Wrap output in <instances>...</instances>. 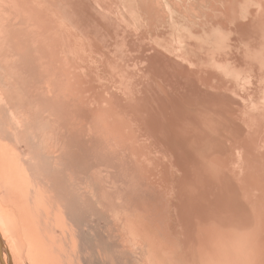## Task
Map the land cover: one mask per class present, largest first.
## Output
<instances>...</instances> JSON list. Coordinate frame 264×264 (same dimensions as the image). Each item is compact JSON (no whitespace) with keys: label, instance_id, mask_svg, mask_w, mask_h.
<instances>
[{"label":"bare ground","instance_id":"obj_1","mask_svg":"<svg viewBox=\"0 0 264 264\" xmlns=\"http://www.w3.org/2000/svg\"><path fill=\"white\" fill-rule=\"evenodd\" d=\"M32 1L46 26L62 35L65 49L74 48L80 56L91 53L92 59L108 73L116 85V96L112 98L116 112L124 116L129 109L137 126L181 169V176L176 180L174 211L182 246L172 253L179 264H264V0H253L242 8L235 1L228 12L234 23L232 27L227 23L230 31L225 38L218 29L212 44L214 54L203 47L206 43L196 39L187 41L185 33L177 29L165 33L171 45L145 42L142 29L135 26L136 18L158 13L161 7L155 4L156 0ZM193 2L178 0L177 16L194 10ZM161 12L163 17H168V13ZM195 12L189 13L191 18H195ZM169 18L175 19L173 14ZM8 42L11 40L6 37L0 46ZM127 43L132 45L127 47ZM136 43L150 47L135 55L129 49L136 47ZM138 55L146 61L138 60ZM153 58L162 61L154 63ZM87 60L90 59L87 57ZM65 64L70 79L79 74L83 81L90 83L87 64L82 63L85 66L82 67L78 59L67 57ZM171 72L181 75L172 87L182 89L181 93L177 92V98L149 86L160 78L169 84ZM46 81L48 91L42 96L46 107H39L34 113V117L47 118L44 131L36 132L34 127L23 125V105L19 104L16 133L10 136L0 133V236L6 249L4 260L7 263L10 258L13 264L14 256L17 262L27 264H62L63 260L65 264H85L81 252L82 247L86 248L87 237L68 235L67 231L72 218L78 225L73 232L82 231L86 205L87 210L94 208L88 193L92 192L95 198L99 193L97 186L92 183L93 190L87 184L90 159L95 167L116 169L118 175L106 176L110 182L133 180V177H129L124 165L127 164L125 154L119 157L121 148L124 149L122 145L114 144L115 155L111 159L110 153L101 146L99 151L93 149L95 140L91 145L76 143L68 128L63 129L69 123H54V74L46 76ZM199 95L207 103L195 112L194 103ZM182 96L191 101L186 107L188 111L178 102ZM118 121L116 118L115 122ZM123 127L125 121L116 123L112 129L126 136ZM214 137L225 140L218 146L221 151L216 161ZM230 148L236 152L233 160L227 153ZM27 155L34 160L25 162ZM232 167L247 170V203L242 214L240 206L235 207L234 213L230 205L232 199L240 198L238 194L234 196L238 175L231 177ZM117 189L120 192L119 186ZM240 219L246 252L244 263L241 259L240 263L236 261L238 255L229 239L236 227L235 220ZM44 225L49 226L50 236L45 233ZM127 229L133 241L134 229L130 224ZM220 235L228 238L220 239ZM147 241L149 264H164L160 248L164 245L157 244L152 237ZM57 246H65L61 257ZM100 256L99 249L97 257L90 256L87 264H123L120 253H108L104 259ZM125 264H131L130 260L126 258Z\"/></svg>","mask_w":264,"mask_h":264},{"label":"rangeland","instance_id":"obj_2","mask_svg":"<svg viewBox=\"0 0 264 264\" xmlns=\"http://www.w3.org/2000/svg\"><path fill=\"white\" fill-rule=\"evenodd\" d=\"M156 1V5H161H157L161 7L160 11L142 15V18L135 16V26L139 30L142 29V37L146 39L145 42L149 43L150 41L157 46L171 45V42L167 41L165 33L177 29L185 33L187 41L196 39L201 43H206L203 44V47L208 48L214 54L212 44L214 36L218 34V29L225 38L226 33L230 31L228 24L232 27L234 23L229 18L228 12L237 0H194L195 3H191V8L194 10L180 12L184 16H177L179 13L175 8L178 0ZM161 1L162 3H160ZM238 1L239 8H242L253 0ZM34 3L32 0H0V41L6 37L11 40L8 44H3V47L0 46V133L8 136L13 132L16 133L15 116L18 118L20 115L19 104L23 105V125L34 127L36 132L44 131L47 118L43 119L41 115L34 117V113L39 107H46V102L42 99V96H46L48 91L46 76L54 74L56 79V84L53 85L54 123L56 124L57 121L69 123L68 126L71 129L67 125L63 129L68 128L76 143L84 145L86 142L91 145L95 140L96 144L93 145V149L99 151V146H101L103 150L110 153L111 159L115 155L113 149L116 146L114 144L122 145L124 149L121 148L119 157H123L125 154L127 164L124 165L129 177H133V180L116 179L117 183L110 182L106 176L109 173L114 177L118 175L116 169L105 170L101 166L95 167L93 160L90 159L89 167L96 174L88 167L90 174H87V184L92 186L93 183L97 186L99 193L97 198L93 196L92 192L88 193V198L94 208L87 210L86 205L88 219L85 215L81 219L82 231L73 232L78 228V225L74 224L73 218L71 219L72 225L67 231L68 235L79 234L82 239H86L85 237L88 239L84 240V248L86 246L85 250L87 249L89 252L86 253L82 247V262L87 264V259H90V256L91 258L97 257V252L100 249V257L103 256V259L108 253L112 255L120 253L123 264H125L126 258L130 260L131 264H149L150 245L147 239L152 237L156 239L157 244L164 245L160 247L163 251L162 262L164 264H179L172 253L175 248L179 250L182 246L174 211L178 192L176 180L181 176V169L172 157L153 141L150 135L137 126V120L133 118L129 109L125 110L126 115L124 116L116 112L113 107L115 104L112 101V98L114 100L116 96V90H114L116 85L109 79L108 73L103 70L98 61L92 59L91 53L80 56L74 48L65 49L62 35L46 26L45 19L39 14ZM196 9L198 12H195ZM161 11L168 13V17H163ZM193 12L196 14L195 18H191L189 15ZM171 13L174 20L169 18ZM220 18L223 19L222 25L219 22ZM193 19L196 20L193 22ZM131 45L127 43V47ZM8 47H11L12 50L9 51ZM145 47L150 46L136 43V47L129 50L137 55L145 52L143 51L147 50ZM65 57L69 60L78 59L79 65L82 67H85L82 63L88 65L91 73L90 83L83 81L79 74H74V77L69 78L66 72ZM87 57L90 59L89 61ZM139 57L138 60L146 61L141 56ZM153 59L154 63L162 61L157 58ZM178 61L181 64V60ZM175 70L171 69V71ZM148 74L151 75L150 72ZM170 79L169 84L160 78L156 79L154 83H150L149 86L157 87L162 91V94L167 93L166 95L170 98H177V92L181 93L182 89H178L177 86L172 87L178 83L181 75L171 72ZM178 102L182 104L184 110L188 111L186 107L191 104V101L186 96L178 98ZM195 102V112H199L207 103L203 95H199ZM116 118L119 119L118 122H115ZM122 121H125V127L122 129L126 136H120L116 129H112V126ZM223 141L225 140L214 137L215 161L218 160V152L221 151L218 146L224 144ZM225 145H229V143L226 142ZM4 147L6 148L7 145L5 144ZM227 153L232 160L235 158L236 152L233 149L230 148ZM31 160H34L31 156L25 157V162L28 163ZM122 162L124 163V159ZM246 171L245 168L237 170L232 167L230 169L231 177L238 175L236 192L234 193L233 183L231 193L232 195L234 193V196L238 194L240 197L239 200H231L232 212L236 206L238 209L240 206L242 214L243 207L246 206V188L249 184L248 178L246 179L245 176ZM62 179L59 177V180ZM117 186H119L120 192ZM91 188L94 190L93 186ZM77 196H75V200L78 199ZM88 206L91 208L89 204ZM129 224L134 229L133 241L127 229ZM235 225L231 238H229L232 239L230 245L233 247L234 253L238 255L236 261L240 263L242 260L244 263L246 252L243 250L245 242L242 235V220H235ZM44 231L50 236L51 230L48 225H44ZM219 238L228 237L220 235ZM57 247L58 255L61 257L65 246ZM15 258L13 256V264H27L17 262V258L16 260ZM62 264H65L64 260Z\"/></svg>","mask_w":264,"mask_h":264},{"label":"water","instance_id":"obj_3","mask_svg":"<svg viewBox=\"0 0 264 264\" xmlns=\"http://www.w3.org/2000/svg\"><path fill=\"white\" fill-rule=\"evenodd\" d=\"M6 251L5 246H4V241L2 240L0 236V263L1 264H12L11 259L9 258V262H5L4 260V252ZM9 256V255H8Z\"/></svg>","mask_w":264,"mask_h":264}]
</instances>
